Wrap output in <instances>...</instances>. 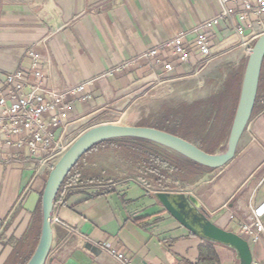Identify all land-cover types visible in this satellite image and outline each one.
Wrapping results in <instances>:
<instances>
[{
	"label": "crops",
	"instance_id": "0c3cea01",
	"mask_svg": "<svg viewBox=\"0 0 264 264\" xmlns=\"http://www.w3.org/2000/svg\"><path fill=\"white\" fill-rule=\"evenodd\" d=\"M218 10L217 0H0V73L28 70L29 52L34 51L41 65L45 61L46 86L65 88L91 80L87 90L92 98L72 103L77 137L92 125L119 123L111 118L117 113L113 106L131 98L143 82L196 73L194 56L174 73L161 67L152 71L141 60L140 66L96 79ZM210 32L213 56L208 63L237 51L243 56L234 70L242 66L244 71L253 41L242 43L224 20ZM193 36L188 35L189 41ZM191 48L194 53V43ZM6 156L0 149V158ZM81 160L55 197L50 260L45 264H122L110 248L124 253L129 264H196L205 240L171 216L156 194L184 195L176 200L202 208L211 221L238 232L236 215L264 203V108L250 116L234 158L214 169L215 178L203 175L182 189L157 188L135 175L95 180L94 172L89 178L81 168ZM50 169L31 160L0 162V264H20L36 248L41 195ZM166 215L175 222L163 221ZM261 221L264 226V214ZM253 244V259L264 264V239Z\"/></svg>",
	"mask_w": 264,
	"mask_h": 264
},
{
	"label": "built area",
	"instance_id": "2783aa9c",
	"mask_svg": "<svg viewBox=\"0 0 264 264\" xmlns=\"http://www.w3.org/2000/svg\"><path fill=\"white\" fill-rule=\"evenodd\" d=\"M217 1L219 10L214 15L138 55L120 61L96 79L105 74L122 73L131 66H140L141 60H145L152 71L161 67L165 72L174 73L177 65L191 63L197 57L196 67L200 70L213 56L210 31L221 20L230 23L242 43L254 41L264 33V0ZM190 33L194 35L192 41L188 39ZM29 56L32 62L28 70L0 73V149L7 155L5 159L0 158V162L31 160L38 167H52L76 138L73 136L77 124L71 116L72 103L74 100L92 98V93L87 90L91 80L65 88L48 87L42 81L45 61L41 65L39 55L34 51H30ZM263 214L264 203H260L248 213L236 215L239 226L237 233L250 243L263 240ZM105 245L109 246L107 243ZM109 250L122 264L130 263L124 253L112 248ZM251 264L258 263L253 259Z\"/></svg>",
	"mask_w": 264,
	"mask_h": 264
},
{
	"label": "water",
	"instance_id": "95a60500",
	"mask_svg": "<svg viewBox=\"0 0 264 264\" xmlns=\"http://www.w3.org/2000/svg\"><path fill=\"white\" fill-rule=\"evenodd\" d=\"M263 59L264 33L253 41L249 50L226 147L221 152H209L192 140L149 125L103 122L81 132L48 173L41 195L40 237L35 250L24 264H45L50 260L48 256L53 239L52 210L55 197L71 167L94 144L111 138L138 137L152 141L209 169L221 167L232 160L253 110ZM180 196L184 195H169L164 192L156 194L167 212L192 234L232 249L238 260L237 264H251L254 256L247 239L211 221L202 208L195 209L185 204L183 200H176Z\"/></svg>",
	"mask_w": 264,
	"mask_h": 264
},
{
	"label": "rangeland",
	"instance_id": "374dc122",
	"mask_svg": "<svg viewBox=\"0 0 264 264\" xmlns=\"http://www.w3.org/2000/svg\"><path fill=\"white\" fill-rule=\"evenodd\" d=\"M242 56L243 54L237 51L226 53L217 57L215 60H212V62L208 63L202 69L198 71L196 70V73L194 74L166 79L161 83L155 82L152 79L147 80L143 82L141 88L136 90L131 98L113 106V109H115L117 113L112 115L111 118L113 117L112 120L119 123L127 122L131 125L147 124L151 126L150 124H153L155 119L164 115L167 110L178 111L185 104L187 105L193 101L205 99L218 93L222 89L229 74L234 70L235 66L242 61ZM245 62L246 58L244 60V65ZM159 80H161V78H159ZM180 111H178L175 118L179 116ZM233 114L234 112L232 114L229 112V115L227 113L226 115L224 114L222 117H219V123H227L225 126V132L222 137L217 139V141L216 135L214 136L215 133H213L209 137V142L205 145V149L210 150L215 147L213 152H221L225 149ZM209 123L208 131L217 127V123L214 124V120H210ZM191 125H193V123H191ZM191 129L188 131H191ZM193 130L197 132L198 127H195ZM192 141L198 145L201 144L199 140L193 139ZM167 150L171 151L169 149ZM144 159L149 161L153 158L151 153L146 151L142 145L140 146V144H137V141L134 143L124 142L120 145L104 142L91 148L84 154V156H82L81 168L86 170L89 178L93 177L91 175L94 172L96 175V178L94 177L95 180L106 181L110 179L111 176L112 178H115L126 175H135L141 177L142 180H145L147 183L157 188L179 189L187 187L203 175L206 178H215L218 174L217 169L204 170L193 182L187 181L181 184L176 180L174 176L175 173L171 171V177H166L158 183L155 180V177L151 176L152 174L146 171L142 166ZM165 219H167L168 222H175V220L169 215L162 218L163 221H165ZM170 234L171 232L167 233V235ZM154 237L156 238L155 234ZM159 237H161L160 234ZM169 242L170 241H168V243ZM153 243L150 244L152 250H154ZM206 243L201 242V244H199V251L203 253L208 252L211 257L213 256L210 251H214L217 255V260L214 258L205 260L197 259L196 262H198L196 264H237L238 260L233 253L231 254L230 248L219 243H215L214 245ZM251 248L254 249L253 243H251Z\"/></svg>",
	"mask_w": 264,
	"mask_h": 264
},
{
	"label": "trees",
	"instance_id": "16d2710c",
	"mask_svg": "<svg viewBox=\"0 0 264 264\" xmlns=\"http://www.w3.org/2000/svg\"><path fill=\"white\" fill-rule=\"evenodd\" d=\"M241 75H242V66L239 67L237 70H233L228 78L225 80L222 89L205 99H199L193 101L190 104H185L180 111L179 116L175 118L178 111H168L155 119L151 126L158 127L161 129H166L171 131L175 134L183 136L189 140H199L201 143V147L205 149V145L209 142V137L213 134L216 135V141L219 137H222L225 132V123H219L218 119L222 115H226L229 112L232 114L234 112L238 94H239V87L241 82ZM264 108V59L261 67V73L259 77V85L258 91L255 98L252 114L260 111ZM181 114V115H180ZM224 118V117H223ZM193 120V121H192ZM210 120H214V124L217 123V127L213 128L212 130L208 131V126ZM192 121V122H191ZM224 122V120H223ZM193 123V125H191ZM222 124V125H221ZM147 125V124H144ZM221 125V126H220ZM198 127V131L195 132L193 129ZM192 128V129H191ZM191 129V131H188ZM137 141V144L142 145L146 151L151 153L152 160H145L142 162V166L144 169L150 174L151 176L155 177V180L159 183L162 179L166 177H171V171L175 173V178L179 183H185L187 181L193 182L197 179V177L204 171L208 170L209 168L196 163L195 161L183 157L177 153L172 151H168L165 147L160 146L152 141L147 139L138 138V137H122V138H111L100 141L94 144L91 148L95 147L96 145L104 142L113 143V144H121L124 142H131L134 143ZM145 144V145H143ZM215 147L212 149H205L209 152H213ZM87 150V151H88ZM86 151V152H87ZM85 152V153H86ZM84 153V154H85ZM82 154L81 157L84 155ZM81 157L76 161V163L71 167L69 172L64 177L61 185L75 173L76 167L78 166L79 160ZM212 244L210 241H206L205 243ZM206 243V244H207ZM34 246L31 247L30 253L24 257V259L20 262V264H24L29 257L32 255ZM212 256L207 253L199 252L198 259L205 260V259H216L217 255L214 251H210Z\"/></svg>",
	"mask_w": 264,
	"mask_h": 264
}]
</instances>
